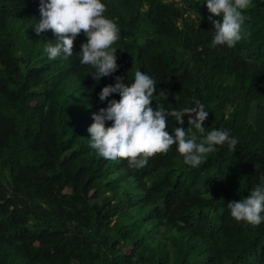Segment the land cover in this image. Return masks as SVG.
<instances>
[{
    "label": "trees",
    "instance_id": "obj_1",
    "mask_svg": "<svg viewBox=\"0 0 264 264\" xmlns=\"http://www.w3.org/2000/svg\"><path fill=\"white\" fill-rule=\"evenodd\" d=\"M103 2L119 28L118 71L97 81L80 63L83 30L73 56L53 62L55 35L33 29L39 0H0V264H264V223L228 208L264 175V0L231 49L210 46L222 18L206 0ZM137 70L157 81L154 110L199 101L206 131L230 130L236 151L220 147L197 168L175 145L142 169L98 158L87 128L119 102L99 93L129 87ZM183 119L169 117L170 135Z\"/></svg>",
    "mask_w": 264,
    "mask_h": 264
},
{
    "label": "clouds",
    "instance_id": "obj_2",
    "mask_svg": "<svg viewBox=\"0 0 264 264\" xmlns=\"http://www.w3.org/2000/svg\"><path fill=\"white\" fill-rule=\"evenodd\" d=\"M252 3L253 0H206L207 10L222 18V22L213 21L211 47L231 49L248 35L244 31V13ZM106 11L103 0H39L40 20L33 29L37 35L51 30L56 37L55 43L48 42L45 48L48 59L57 62L72 57L78 45L76 38L83 30L87 42L78 53L80 63L94 69L91 73L94 80L113 77L118 71L113 45L119 41L120 33L117 23L105 15ZM156 86L154 77L137 70L129 87L116 80L115 87H105L99 93L101 103L110 97H118L119 102H109L106 109L93 114V123L87 128L89 147L98 158L107 162L127 160L129 166L142 169L151 158L167 153L175 145L183 163L197 168L220 147L236 151L239 139L230 130L206 131L204 122L209 111L199 101L191 107L168 109L161 105L154 110L150 104ZM157 95L162 101L167 100L165 91ZM185 116L187 130L177 127L170 135L169 117L177 125H183ZM106 124H111L107 130ZM228 208L236 222L247 226L264 223V175L247 198L229 203Z\"/></svg>",
    "mask_w": 264,
    "mask_h": 264
},
{
    "label": "rangeland",
    "instance_id": "obj_3",
    "mask_svg": "<svg viewBox=\"0 0 264 264\" xmlns=\"http://www.w3.org/2000/svg\"><path fill=\"white\" fill-rule=\"evenodd\" d=\"M167 1H169V0H167Z\"/></svg>",
    "mask_w": 264,
    "mask_h": 264
}]
</instances>
